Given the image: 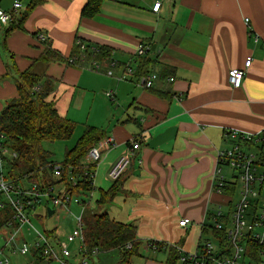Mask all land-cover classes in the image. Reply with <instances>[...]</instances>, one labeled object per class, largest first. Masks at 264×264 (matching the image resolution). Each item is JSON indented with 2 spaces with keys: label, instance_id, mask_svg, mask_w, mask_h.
I'll return each instance as SVG.
<instances>
[{
  "label": "crops",
  "instance_id": "crops-1",
  "mask_svg": "<svg viewBox=\"0 0 264 264\" xmlns=\"http://www.w3.org/2000/svg\"><path fill=\"white\" fill-rule=\"evenodd\" d=\"M16 1L21 3L17 9ZM36 1L0 0L17 23L24 17L18 27L0 23V112L19 95L16 73L7 75L12 63L20 72L51 79L54 90L48 99L61 116L75 122L73 115L88 105L91 112L100 100L105 106L109 101L116 108L124 105V112L106 127L92 124L104 128L115 143L98 164L90 163L95 190L88 208L135 223L143 243L128 262L124 250L108 252L118 251L119 263L168 264L170 246L197 251L208 213L228 202L227 189L218 191L214 176L218 152L230 145L225 131L264 128V0H103L93 18L81 17L88 0ZM157 1L161 5L155 11ZM80 40L95 50H111L113 75L72 65L70 55ZM142 42L152 48L145 54V68L165 67L173 81L161 80L149 90L133 78ZM47 43L70 64L39 60ZM248 57L252 63L242 84L233 88L228 72L243 68ZM103 89L114 90V98L103 99ZM133 138L139 139L140 150L127 168L122 190L113 201L97 206L100 191L113 184L111 165ZM83 162L88 167L86 156ZM184 217L191 220L187 227L179 225ZM157 242L159 248L152 246Z\"/></svg>",
  "mask_w": 264,
  "mask_h": 264
},
{
  "label": "built area",
  "instance_id": "built-area-1",
  "mask_svg": "<svg viewBox=\"0 0 264 264\" xmlns=\"http://www.w3.org/2000/svg\"><path fill=\"white\" fill-rule=\"evenodd\" d=\"M161 5L157 1L153 10L158 11ZM21 7L20 1L14 3V8ZM13 13L0 7V23L7 25L13 21ZM246 22L249 19L246 18ZM41 39L46 36L41 34ZM85 48V44H81ZM150 50V45L139 43L136 49V55L142 56ZM71 63L74 58H70ZM252 63V57L245 60L244 67H233L228 72V82L233 88H239L242 84L246 70ZM110 68L106 74L113 75L115 61H110ZM91 69L101 71L102 63L93 61L89 66ZM130 74L132 68H128ZM156 74H149L140 77L138 84L145 88L153 86ZM173 81L174 78H169ZM106 96L114 98V90H109ZM224 137L231 145L218 152L217 163L214 176L217 179L216 188L218 191L229 190L228 202L224 208L220 205L207 218L206 222H211L215 229L224 233L225 245L216 246L212 241H206L202 252H181V264H206V261L212 259L214 264H263L262 254L264 249L258 250L260 260L256 257H248L250 242L256 245L264 246V128L256 133L246 132L239 129H227ZM6 136L0 131V209H11L12 220L9 221L7 236L3 248H0V255L4 254L7 247L12 252L16 251V243L20 240L18 251L22 255H28L32 258V264H50L52 261L58 264H90V257L85 255V235L83 230V214L75 218V226L66 235V240H60L57 237H48L47 234L39 232L33 225L31 215L38 208L44 206L45 201L53 202V207L70 211L72 203H81V198L74 197L69 193H62L58 188L41 187L37 183L23 184L13 180L7 172L8 160L16 157L5 144ZM115 143L113 136L105 137L88 149L86 159L88 164H98L103 154L110 150ZM140 150V141L137 138L129 140L128 147L124 153L111 165L108 176L111 180H117L130 166L133 159ZM229 166L234 172V180H227L222 175V168ZM91 183L94 185V168L87 173ZM54 179H62V166L56 164L53 169ZM73 186L78 185V178L71 176ZM241 183L240 190H237L238 183ZM238 197L235 198V194ZM50 207V206H49ZM226 207V208H225ZM46 209V208H45ZM55 213V210H54ZM53 213V214H54ZM83 213V212H82ZM191 220L184 217L179 221L181 227H187ZM30 224L36 232L34 243L29 244L23 235V227ZM77 244L74 254L70 244ZM152 246L154 244L152 243ZM219 250L218 255L213 253ZM97 252V250H95ZM42 258L43 260H39ZM76 259V263L73 262ZM9 263V258H6ZM4 261L0 258V264Z\"/></svg>",
  "mask_w": 264,
  "mask_h": 264
},
{
  "label": "trees",
  "instance_id": "trees-1",
  "mask_svg": "<svg viewBox=\"0 0 264 264\" xmlns=\"http://www.w3.org/2000/svg\"><path fill=\"white\" fill-rule=\"evenodd\" d=\"M38 2L37 0L35 3ZM102 3L103 0H88L82 10L81 17L93 18L100 11ZM23 21L24 17L18 23L15 19L11 23L12 26L18 27ZM77 41L70 55L74 58L72 65L89 67L93 61H99L102 63L101 70L106 73L107 69L110 68V61H112L111 50L104 46H97L95 50L90 44L82 40L79 43ZM82 43L85 44L84 49L81 48ZM151 50L152 48L149 51ZM39 60L45 62L65 60L69 63V59H65L61 53L53 50L49 43H47V48ZM147 61L149 60L146 59V55L140 56V63L134 71L133 78L138 82L142 76L156 74L153 86L146 88L152 90L157 82L161 80L168 81L171 73L165 67L151 72L148 68H145L148 64ZM14 66V63H12L11 72L9 71L7 75L13 72L16 73L15 83L19 95L11 99L0 112V131L6 136L5 144L16 153V157L8 160L7 172L9 176L17 183L22 182L24 184V181H26V183H37L41 187H59L60 191L63 190L62 193H69L74 197L81 198L84 204L82 214L85 255L92 258L101 252L122 249L125 252L124 261H130L134 255L138 254L143 243L138 237L135 223L121 222L111 217L105 210L97 212L88 208L95 185L91 183L87 175L93 167L90 164L85 167L83 161L88 149L100 139L107 137V132L101 127L86 126L74 146L66 150L62 161L53 160L52 152L44 147V143L70 140L78 123L67 116H61L55 102L48 99L54 90L51 79L43 80V77L32 73L30 70L20 72ZM134 159H137V156ZM58 163L62 166V179H54L53 177V169ZM127 170L117 180L113 181L108 189L100 191L99 198L96 200L97 206H104L113 201L116 194L122 190V185L128 174ZM72 175L78 178L77 186H73L70 179ZM226 191L229 193V190ZM45 211L46 216H48V206ZM210 214L209 212L208 215ZM44 217L37 215L39 220L44 219ZM10 220H12V210L9 208L0 209V229L7 227ZM46 234L48 237H52L56 234V229L46 230ZM202 236L203 240L198 249L200 252L205 247L204 243L209 240L217 241L221 247L225 245L226 237L224 233L215 229L209 221L203 224ZM153 244L157 248L162 245L159 242ZM262 249H264V246L250 242L248 257L254 256L260 260L258 250ZM168 252L170 255L168 264H179V262L181 264L182 253L176 246H170ZM218 253L219 250H216L213 256L218 255ZM39 260L43 259L39 258ZM206 264H214V261L209 259Z\"/></svg>",
  "mask_w": 264,
  "mask_h": 264
},
{
  "label": "rangeland",
  "instance_id": "rangeland-1",
  "mask_svg": "<svg viewBox=\"0 0 264 264\" xmlns=\"http://www.w3.org/2000/svg\"><path fill=\"white\" fill-rule=\"evenodd\" d=\"M106 89L102 90L101 97L104 99L106 96V93L110 90ZM123 90V89H122ZM107 102L104 100L100 102H97L96 105H94L92 111H88V106H85L86 109L85 111H79L75 115H73L74 120L78 122L77 128L70 140L67 141H56V142H45L44 147L52 152V159L59 161L61 158L64 156V152L66 148H72L78 138L82 135V133L85 130L86 126H93L92 124H96L97 126H107V122H111L115 115H118L120 113L124 112V105H121V107L116 108L117 103H111L109 101V105L105 106ZM100 105H104L103 107L100 108ZM96 108H100L99 110L95 111ZM126 108V107H125ZM89 118V121H88ZM102 128V127H101ZM231 145V143H229ZM228 145V147L230 146ZM234 172L229 166H224L222 168V175L227 179V180H234ZM24 184H26V181H24ZM241 188V183L239 182L237 185V190H240ZM228 193V192H227ZM238 197V193L235 194V198ZM45 205L38 208L37 211L31 215V220H32V225L42 233L46 234V230H51V229H56V235L59 236L60 240H66V235L68 232L72 230V228L75 226V218L77 216L82 215V211L84 208L83 202L81 203H72L70 206V211L65 210V209H57L53 207V202L50 201H45L43 202ZM51 207L53 210H55V213L51 216H46V207ZM226 208V207H225ZM102 209H96L97 212H102ZM37 215H42L45 216L44 219L39 220L37 218ZM7 227H4L0 229V248L5 242V237L7 234L5 233L7 230ZM23 235L25 240L29 243L32 244L34 243L36 239V232L33 229V227L30 224H26L23 227ZM213 244L216 246V248L219 247L217 241H213ZM20 244V240L16 243V251L12 252L10 247H7V249L4 251V254L0 255V258L3 259L2 264H32V258L28 255H22L19 253L18 248ZM76 246L77 244H70V247L73 251V253H76ZM119 252H101L97 254V256H94L90 259V264H124V263H119ZM107 255V256H106ZM120 255V254H119ZM108 257V260L105 261ZM6 258H9V263H6ZM262 258L264 260V254H262ZM73 262L76 263V259H73ZM50 264H58L55 261H52ZM264 264V261H263Z\"/></svg>",
  "mask_w": 264,
  "mask_h": 264
},
{
  "label": "water",
  "instance_id": "water-1",
  "mask_svg": "<svg viewBox=\"0 0 264 264\" xmlns=\"http://www.w3.org/2000/svg\"><path fill=\"white\" fill-rule=\"evenodd\" d=\"M49 216H51L54 213V210L51 207H48Z\"/></svg>",
  "mask_w": 264,
  "mask_h": 264
}]
</instances>
